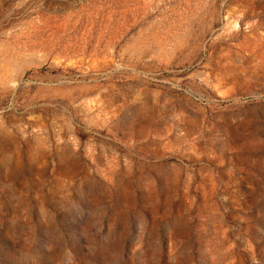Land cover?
Instances as JSON below:
<instances>
[{
	"label": "rangeland",
	"instance_id": "374dc122",
	"mask_svg": "<svg viewBox=\"0 0 264 264\" xmlns=\"http://www.w3.org/2000/svg\"><path fill=\"white\" fill-rule=\"evenodd\" d=\"M0 264H264V0H0Z\"/></svg>",
	"mask_w": 264,
	"mask_h": 264
}]
</instances>
